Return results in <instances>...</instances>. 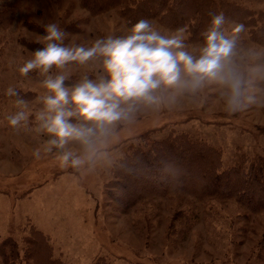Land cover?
<instances>
[{
	"label": "rangeland",
	"instance_id": "1",
	"mask_svg": "<svg viewBox=\"0 0 264 264\" xmlns=\"http://www.w3.org/2000/svg\"><path fill=\"white\" fill-rule=\"evenodd\" d=\"M226 1L255 13L264 9V0ZM0 9L14 10L15 18L7 28L0 27V242L11 238L23 247L28 230L36 228L65 264H90L97 257L111 264H264L259 247L264 210L252 213L231 199L172 194L143 199L120 213L105 186L110 165L136 143L133 138L152 130H158L150 135L152 140L172 132L205 141L221 150L223 168L241 155L248 160L264 157V44L250 38L251 27L244 20L227 18L224 27L225 34L241 41L232 57L244 80L240 110L228 109L227 90L214 82L196 92L166 89L162 104L140 106L85 153L76 142L47 150L51 137L35 130L43 77L35 71L21 76L18 68L32 50L43 46L44 24L57 23L67 34L65 44L85 46L109 34L121 35L129 26L118 9L90 15L78 0H0ZM151 22L161 31L175 30ZM234 23L244 29L234 33ZM183 35L185 50L198 55L202 44L190 42L186 31ZM99 64L94 60L66 66L60 70L68 76L65 85L83 76L96 79ZM8 87L27 102L28 119L15 129L6 120L16 110L15 97L5 95ZM64 151L81 156L84 163L63 166L59 157ZM181 168L186 170L180 167L176 174Z\"/></svg>",
	"mask_w": 264,
	"mask_h": 264
},
{
	"label": "clouds",
	"instance_id": "2",
	"mask_svg": "<svg viewBox=\"0 0 264 264\" xmlns=\"http://www.w3.org/2000/svg\"><path fill=\"white\" fill-rule=\"evenodd\" d=\"M209 16L198 55L185 50L183 28L161 31L149 19H140L121 35L97 38L89 46L65 44L67 34L55 22L42 25L43 46L31 51L18 72L28 76L35 71L43 77L40 87L44 94L38 97L42 109L36 114L35 130L51 137L47 150L64 149L69 142H76L85 153L92 152L100 138L118 122L130 120L140 106L162 104L166 89L196 92L214 82L227 90L228 109L240 110L245 99L244 80L232 61L235 40L224 33L228 21L223 12H210ZM243 29V24H233L234 33ZM94 60H99L101 69L96 79L83 76L65 85L68 76L60 70ZM5 95L15 97L16 110L6 116L15 129L28 119L27 102L13 87H8ZM247 100L251 102L252 97ZM59 159L63 166L84 163L71 151H64Z\"/></svg>",
	"mask_w": 264,
	"mask_h": 264
},
{
	"label": "trees",
	"instance_id": "3",
	"mask_svg": "<svg viewBox=\"0 0 264 264\" xmlns=\"http://www.w3.org/2000/svg\"><path fill=\"white\" fill-rule=\"evenodd\" d=\"M90 15L116 8L131 27L140 19L156 20L167 28H183L188 40L203 43L202 33L210 21L209 13L223 12L226 18L244 20L251 29L254 42L264 44V9L258 13L226 0H78ZM14 10L0 9V27L14 21ZM233 51L241 41L233 34ZM155 131L133 138L128 150L112 163L106 183V194L120 213H126L141 200L151 197L186 194L204 198L231 199L249 212L264 210V157L248 160L241 155L234 165L222 167V153L184 133H168L149 139ZM149 143V144H146ZM146 144V145H145ZM185 167L186 170L177 169ZM175 175V176H174ZM259 247L264 250V235ZM26 245L19 246L11 238L0 242V264H65L56 255L51 242L41 231L31 228L24 236ZM90 264H111L104 257Z\"/></svg>",
	"mask_w": 264,
	"mask_h": 264
}]
</instances>
